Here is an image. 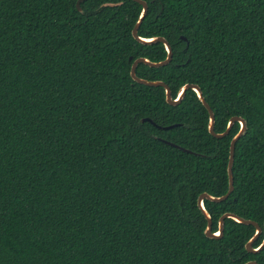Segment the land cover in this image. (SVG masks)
Here are the masks:
<instances>
[{
  "label": "trees",
  "instance_id": "trees-1",
  "mask_svg": "<svg viewBox=\"0 0 264 264\" xmlns=\"http://www.w3.org/2000/svg\"><path fill=\"white\" fill-rule=\"evenodd\" d=\"M145 1L138 34L165 37L172 58L136 75L172 97L197 84L216 132L246 121L233 190L203 201L212 231L224 212L262 227L264 0ZM75 3L0 0V264H264V247L245 248L253 225L225 218L223 236L208 238L197 207L201 192L228 189L238 121L216 138L192 89L170 105L162 87L131 78L135 58L166 57L161 42L132 37L139 3Z\"/></svg>",
  "mask_w": 264,
  "mask_h": 264
},
{
  "label": "water",
  "instance_id": "water-1",
  "mask_svg": "<svg viewBox=\"0 0 264 264\" xmlns=\"http://www.w3.org/2000/svg\"><path fill=\"white\" fill-rule=\"evenodd\" d=\"M83 1L84 0H76L75 5H76V8L78 10H81L80 4ZM134 1L141 5V11H140L139 16H138V18H137V20H136V22H135V24L131 30L132 37L136 41H138L142 44H152V43H156V42H161L164 45V48L166 50V57L164 59L158 60V61H151L150 59H148L146 57H142V56L135 58L131 62V65H130L129 74H130L131 78L134 81H136L140 84H143V85L162 87L164 89L165 101H166V103H168L170 105L179 104L181 102V100L183 99V96H184L186 90L192 89L196 93L199 101L202 103V105L206 108V110L208 112L207 130L211 135H213L216 138H221V137L226 136L228 134L229 130L231 129L233 123L236 121H238V123H239L238 131L232 136V138L230 139V142H229V155H228V162H227L228 189L224 194L219 195V196L211 195L205 191L201 192L197 197V207L206 219V226H205L203 232H204V235L208 238L219 239L223 236L224 219L225 218H231L238 223L253 225L255 231H254L253 235L245 242V248L248 252L257 253L264 247V234H263V238H262V240L258 246L253 247L252 244L255 241V239L259 236V234L262 231L264 232V222H263V225L261 227L254 220L243 218V217H241L235 213H232V212H224L218 218L217 229L215 231H212V218H211L210 214L208 213V211L206 210V208L204 207V203H203L204 199L210 200L212 202L223 201L224 199H226L228 197V195L233 190L232 165H233V159H234V157H233L234 156V147H235L236 141L239 139V137L246 130V121L241 116L233 115L228 119V122H227L225 129L222 132H216L214 130V112L211 109V107L209 106V104L206 102V100L204 99L202 91L197 84H194V83L183 84L182 86L179 87L176 96L172 97L171 90L165 82H163L161 80H148V79L138 77L136 75L135 69H136V66L138 63H144L150 67H161V66H164L167 63H169L171 58H172V49H171V46L168 43V41L163 36L155 35V36H151V37H142L138 34L139 25L141 24L144 16L147 13L148 5H147V2L145 0H134ZM107 4L108 5H114L113 3H107ZM181 38L184 39V37H181ZM130 59H131V56L129 57V60ZM144 120H147V121L152 122L154 124V122L148 117H143L141 119V121H144ZM175 125H177V124H171V125H166V126L156 125V126L159 128H162V129H168V128H171ZM164 141L167 142L168 144H172L169 141H166V140H164ZM172 145H174V144H172ZM177 147L181 148L180 146H177ZM184 150L189 151L187 149H184ZM217 233H220V235L218 236ZM243 264H258V263L255 260H249Z\"/></svg>",
  "mask_w": 264,
  "mask_h": 264
},
{
  "label": "snow or ice",
  "instance_id": "snow-or-ice-1",
  "mask_svg": "<svg viewBox=\"0 0 264 264\" xmlns=\"http://www.w3.org/2000/svg\"><path fill=\"white\" fill-rule=\"evenodd\" d=\"M217 235L219 236V235H220V233H217Z\"/></svg>",
  "mask_w": 264,
  "mask_h": 264
},
{
  "label": "flooded vegetation",
  "instance_id": "flooded-vegetation-1",
  "mask_svg": "<svg viewBox=\"0 0 264 264\" xmlns=\"http://www.w3.org/2000/svg\"><path fill=\"white\" fill-rule=\"evenodd\" d=\"M263 232V231H262ZM263 234H264V232H263ZM260 235V234H259Z\"/></svg>",
  "mask_w": 264,
  "mask_h": 264
}]
</instances>
